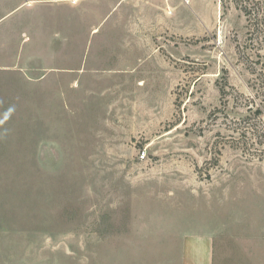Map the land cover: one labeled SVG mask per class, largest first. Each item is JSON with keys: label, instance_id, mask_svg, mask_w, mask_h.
I'll return each mask as SVG.
<instances>
[{"label": "rangeland", "instance_id": "374dc122", "mask_svg": "<svg viewBox=\"0 0 264 264\" xmlns=\"http://www.w3.org/2000/svg\"><path fill=\"white\" fill-rule=\"evenodd\" d=\"M263 123L264 0H0V264H264Z\"/></svg>", "mask_w": 264, "mask_h": 264}, {"label": "crops", "instance_id": "0c3cea01", "mask_svg": "<svg viewBox=\"0 0 264 264\" xmlns=\"http://www.w3.org/2000/svg\"><path fill=\"white\" fill-rule=\"evenodd\" d=\"M179 264H213V237L207 235L184 239Z\"/></svg>", "mask_w": 264, "mask_h": 264}, {"label": "trees", "instance_id": "16d2710c", "mask_svg": "<svg viewBox=\"0 0 264 264\" xmlns=\"http://www.w3.org/2000/svg\"><path fill=\"white\" fill-rule=\"evenodd\" d=\"M244 10H246L244 8ZM247 12V11H245ZM244 129L246 130L244 132V135L246 136L247 132L251 135V138H248L249 144L251 142V144L256 141L257 144L260 145V147H262V151L264 152V123L259 125H254V127H251L250 125H248V127H244ZM248 141L246 142V144H248Z\"/></svg>", "mask_w": 264, "mask_h": 264}, {"label": "built area", "instance_id": "2783aa9c", "mask_svg": "<svg viewBox=\"0 0 264 264\" xmlns=\"http://www.w3.org/2000/svg\"><path fill=\"white\" fill-rule=\"evenodd\" d=\"M140 158H141L142 160H144V159L146 158V152H142Z\"/></svg>", "mask_w": 264, "mask_h": 264}]
</instances>
